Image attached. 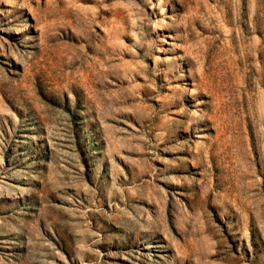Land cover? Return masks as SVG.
I'll return each mask as SVG.
<instances>
[{
    "label": "rangeland",
    "instance_id": "1",
    "mask_svg": "<svg viewBox=\"0 0 264 264\" xmlns=\"http://www.w3.org/2000/svg\"><path fill=\"white\" fill-rule=\"evenodd\" d=\"M0 264H264V0H0Z\"/></svg>",
    "mask_w": 264,
    "mask_h": 264
}]
</instances>
